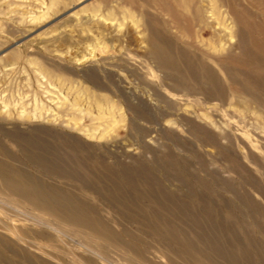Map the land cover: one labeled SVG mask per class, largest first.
Wrapping results in <instances>:
<instances>
[{
    "label": "rangeland",
    "instance_id": "obj_1",
    "mask_svg": "<svg viewBox=\"0 0 264 264\" xmlns=\"http://www.w3.org/2000/svg\"><path fill=\"white\" fill-rule=\"evenodd\" d=\"M0 264H264V0H0Z\"/></svg>",
    "mask_w": 264,
    "mask_h": 264
}]
</instances>
